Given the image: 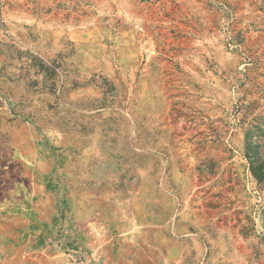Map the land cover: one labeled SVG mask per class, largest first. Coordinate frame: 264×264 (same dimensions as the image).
Masks as SVG:
<instances>
[{"label": "rangeland", "instance_id": "obj_1", "mask_svg": "<svg viewBox=\"0 0 264 264\" xmlns=\"http://www.w3.org/2000/svg\"><path fill=\"white\" fill-rule=\"evenodd\" d=\"M0 264H264V0H0Z\"/></svg>", "mask_w": 264, "mask_h": 264}]
</instances>
